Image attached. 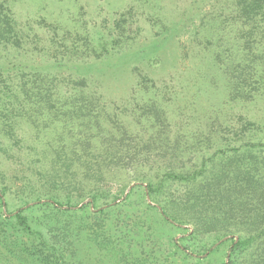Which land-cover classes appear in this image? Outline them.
I'll list each match as a JSON object with an SVG mask.
<instances>
[{"label": "rangeland", "instance_id": "1", "mask_svg": "<svg viewBox=\"0 0 264 264\" xmlns=\"http://www.w3.org/2000/svg\"><path fill=\"white\" fill-rule=\"evenodd\" d=\"M234 3L0 0L21 38L20 49L0 46L1 71L18 66L56 77L61 101L78 94L73 84L84 77V92L98 90L93 96L104 105L99 130L124 128L134 137L130 145L151 147L128 168L104 170L98 184L81 173L68 175L69 185L52 181L54 150L68 153L78 137L97 129L69 124V114L45 112L34 125L22 117L9 121L0 103V264H226L232 236L187 240L192 224L161 216L158 203L183 217L182 207L164 201L185 188L167 187L152 199L146 184L166 168L198 165L201 154L226 144L219 133L239 116L254 120L256 139L264 138V97L228 99L222 69L237 62L242 46ZM18 210L34 234L17 227Z\"/></svg>", "mask_w": 264, "mask_h": 264}, {"label": "trees", "instance_id": "2", "mask_svg": "<svg viewBox=\"0 0 264 264\" xmlns=\"http://www.w3.org/2000/svg\"><path fill=\"white\" fill-rule=\"evenodd\" d=\"M233 17L240 24L238 40L242 46L238 49L237 62L222 69L229 87L228 99L231 102L238 99L252 101L254 96L264 97V0H235ZM0 46L16 49L21 46L13 20L2 4ZM215 61L218 62L216 57ZM56 81V77L47 78L38 71H26L18 66L8 71L0 70V103L5 107V113L10 115L5 116L6 120L22 117L34 125L45 112L53 117L69 114L66 120L69 124L74 120L79 123L78 128H84L86 132L97 129L87 138L78 137L68 153L63 148L54 150L52 181L69 185L71 179L68 175L81 173L85 180H94L98 184L104 170L128 168L144 159L143 153L151 150L150 142L144 145L145 149L136 148L130 145L134 137L124 128L105 134L99 130L104 105L99 96H93L98 90L90 95L84 92L88 88L84 77H79L73 84L72 90L78 94L64 101L55 98L61 90V83ZM151 109L152 106L149 107ZM7 127L11 128L10 125ZM224 127L219 136L226 144L212 154H201L199 164L191 170L166 168L158 176L159 180L146 184V193L154 199L167 187L183 186L185 191L181 195L167 196L164 202L182 207L186 219L169 213L164 205L157 202L165 220L192 224L187 240L207 234H213L216 241L232 236L226 264H264V138L257 140L259 127L254 120L242 116ZM97 137L100 139L98 146L95 145ZM227 137H230V142ZM94 138L95 142L92 141ZM173 151L169 149L170 155ZM156 152L163 154L162 149ZM2 197L4 190H0V199ZM92 199L94 201L96 197L93 195ZM1 206L4 207L5 203ZM11 219L3 218L5 222ZM13 219L24 233L34 234L21 210L14 214ZM182 250L194 256L188 246Z\"/></svg>", "mask_w": 264, "mask_h": 264}]
</instances>
